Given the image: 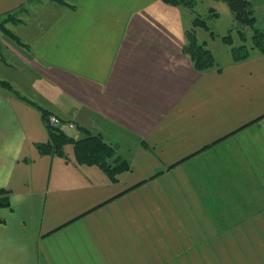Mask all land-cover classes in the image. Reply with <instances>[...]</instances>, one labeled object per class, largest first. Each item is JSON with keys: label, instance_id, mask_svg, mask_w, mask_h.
<instances>
[{"label": "crops", "instance_id": "1", "mask_svg": "<svg viewBox=\"0 0 264 264\" xmlns=\"http://www.w3.org/2000/svg\"><path fill=\"white\" fill-rule=\"evenodd\" d=\"M42 2L6 24L16 39L0 29V264H264V53L205 38L217 66L199 71L181 6ZM44 112L131 169L42 152Z\"/></svg>", "mask_w": 264, "mask_h": 264}, {"label": "trees", "instance_id": "2", "mask_svg": "<svg viewBox=\"0 0 264 264\" xmlns=\"http://www.w3.org/2000/svg\"><path fill=\"white\" fill-rule=\"evenodd\" d=\"M62 4H68L65 0H55ZM164 2L175 5V6H185L189 9H192L195 12L194 17V26L193 28L186 30V43L184 44V52L187 53L195 68L199 71H207L215 66H217L216 57L211 48L207 46V43L200 41L198 37L197 27H203L206 30L210 31L209 20L202 16L201 13H197L195 5L197 0H163ZM224 1L229 5L230 10L234 14V18L238 23L240 28V33L242 34L243 43L238 46H232V56L235 61H242L249 58L254 50H258L261 53H264V30L257 27L256 23L258 22L255 8L252 0H220ZM23 7V6H22ZM21 8V7H20ZM18 10V9H17ZM16 10L3 15V19L0 22V29L13 37L17 38L16 34L6 25L8 22L15 21L12 17ZM215 9H209V17L214 18L218 17V13H214ZM244 26H250L253 29V34L251 37V45H247V34L245 33ZM232 31V30H231ZM228 33L223 36L224 42L227 44L233 45V35ZM211 36L214 37L215 34L212 31ZM0 84L3 86L10 87V84L7 81L0 80ZM22 98L25 96L20 95ZM29 101L33 102L29 99ZM50 115L47 112H44V118L48 125L49 131V140L44 143L39 144V148L42 152L65 155V146L69 143L74 145V149L78 155L80 162L87 164H97L103 168L106 173L110 176V179L117 181L119 175L125 171L131 169V163L121 156H116V149L114 145L104 141L101 134H92L88 133L85 138L76 139L75 137L69 135L64 129L63 126L66 121L63 119L59 124H50L47 119ZM115 154V155H114ZM114 159H111L113 158ZM110 157V160L108 159ZM9 191L0 188V207H10L11 202L9 200Z\"/></svg>", "mask_w": 264, "mask_h": 264}, {"label": "rangeland", "instance_id": "3", "mask_svg": "<svg viewBox=\"0 0 264 264\" xmlns=\"http://www.w3.org/2000/svg\"><path fill=\"white\" fill-rule=\"evenodd\" d=\"M41 1L43 0H31L28 3H26L25 5H23V7L18 8V10L16 9V11L13 13L14 16L17 13H26L28 12V8L27 5L29 4V7H32V4H37L39 3L38 7L43 5V2L41 3ZM48 1V0H46ZM51 2L54 1L55 3H57L58 5H65L68 6L70 8L76 9L78 6L77 0H65L66 3H69L71 6H69L68 4H62L59 3L55 0H50ZM253 4H254V8H255V13L258 19V22L256 23L257 27L261 28L264 30V0H252ZM42 4V5H41ZM183 9H186L190 14H192L195 17V10L193 11L192 9H189L185 6H181ZM210 8H214L215 12L214 13H218V17H214V18H210L209 17V9ZM195 9L197 11V13H201L203 17L207 18L209 20V26H210V31L206 30L203 27H197V31L199 30V40L204 42L205 38L207 41H209V43L211 44V47H213L214 51L218 54V57L220 59L223 58L222 56V50L221 49H225L226 50V54L225 55L227 57H229V55H232V46H238L239 44L243 43L242 39V34L240 33V28L241 26L238 25V23L236 22L235 18H234V14L232 13V11L229 8V5L224 2V1H220V0H197V3L195 5ZM3 18V16L0 17ZM194 21V19H193ZM194 23L192 24L191 28H193ZM244 30L245 33L247 34V45H251L252 41H251V37L253 34V29L250 26H244ZM190 29V28H188ZM232 30V31H231ZM214 32L215 36L212 37L211 36V32ZM233 35V45L227 44L226 42H224L223 40V36L227 35L228 33H230ZM206 42V41H205ZM207 43V42H206ZM208 46V45H207ZM213 51V50H212ZM260 52V51H259ZM49 122L51 123V121L49 120ZM52 124V123H51Z\"/></svg>", "mask_w": 264, "mask_h": 264}, {"label": "water", "instance_id": "4", "mask_svg": "<svg viewBox=\"0 0 264 264\" xmlns=\"http://www.w3.org/2000/svg\"><path fill=\"white\" fill-rule=\"evenodd\" d=\"M29 1L31 0H0V17L22 7ZM48 123L50 125V122Z\"/></svg>", "mask_w": 264, "mask_h": 264}, {"label": "built area", "instance_id": "5", "mask_svg": "<svg viewBox=\"0 0 264 264\" xmlns=\"http://www.w3.org/2000/svg\"><path fill=\"white\" fill-rule=\"evenodd\" d=\"M61 118L58 116V115H51L50 116V121H51V123L52 124H59V123H61ZM68 125L70 126V127H72V126H74V123H72V122H70V123H68Z\"/></svg>", "mask_w": 264, "mask_h": 264}]
</instances>
